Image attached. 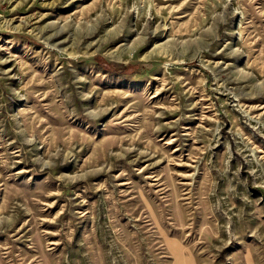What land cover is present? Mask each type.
I'll return each mask as SVG.
<instances>
[{"label": "rangeland", "instance_id": "374dc122", "mask_svg": "<svg viewBox=\"0 0 264 264\" xmlns=\"http://www.w3.org/2000/svg\"><path fill=\"white\" fill-rule=\"evenodd\" d=\"M264 264V0H0V264Z\"/></svg>", "mask_w": 264, "mask_h": 264}, {"label": "bare ground", "instance_id": "6f19581e", "mask_svg": "<svg viewBox=\"0 0 264 264\" xmlns=\"http://www.w3.org/2000/svg\"><path fill=\"white\" fill-rule=\"evenodd\" d=\"M169 247L170 249L174 252L175 256H176V264H188V262L191 263V259H186L183 255H182V249H180L179 247H173V245L171 244V241L169 242Z\"/></svg>", "mask_w": 264, "mask_h": 264}, {"label": "crops", "instance_id": "0c3cea01", "mask_svg": "<svg viewBox=\"0 0 264 264\" xmlns=\"http://www.w3.org/2000/svg\"><path fill=\"white\" fill-rule=\"evenodd\" d=\"M184 256V255H183ZM186 259H191L192 261H193V259L192 258H188L187 256H184Z\"/></svg>", "mask_w": 264, "mask_h": 264}]
</instances>
